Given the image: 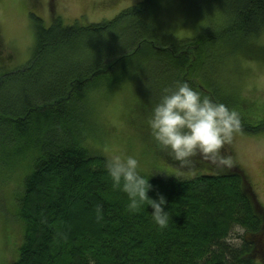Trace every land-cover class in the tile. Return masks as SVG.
<instances>
[{"label":"trees","instance_id":"obj_1","mask_svg":"<svg viewBox=\"0 0 264 264\" xmlns=\"http://www.w3.org/2000/svg\"><path fill=\"white\" fill-rule=\"evenodd\" d=\"M227 1L233 17L221 37L232 36L242 46L238 63H263L264 48L253 41L264 31V0H222ZM164 3L143 0L88 27L65 26L57 18L46 28L33 16L31 59L0 79V144L12 138L27 150L15 199L23 236L10 264H264V204L235 161L231 143L221 149L227 164L197 154L181 165L168 153L177 171L149 176V197L167 200L163 207L170 218L163 229L153 222L150 205L129 208L127 194L113 187L108 158L85 145L92 125L86 102L141 80L162 89L187 82L236 111L240 132L264 133V118L249 122L248 100L212 71L229 61L219 37L162 35L155 16ZM210 72L216 89L202 82ZM6 89L12 96L5 100ZM217 93L221 97L213 98ZM139 114L147 125L151 110ZM237 229L243 234L235 243Z\"/></svg>","mask_w":264,"mask_h":264},{"label":"rangeland","instance_id":"obj_2","mask_svg":"<svg viewBox=\"0 0 264 264\" xmlns=\"http://www.w3.org/2000/svg\"><path fill=\"white\" fill-rule=\"evenodd\" d=\"M140 1L143 0H0V65H4L3 68L0 66V79L5 73L24 67L31 59L36 44L33 16L42 20L46 28L57 18L65 26L79 24L88 27L111 21L121 11ZM229 8L232 9L230 1L165 0L163 7L156 13L155 21L162 35L178 39L203 35L219 37L216 42L226 47V61H229L224 66L221 64L212 68V71L217 69V77L227 79L228 85L225 82L223 84L236 92L239 98L242 96L248 100L245 108L250 115L247 113L246 116L252 123L264 118V62L240 60L238 63L237 59L243 53L242 46L234 45L232 36L221 37L229 32L233 17L229 14ZM253 43L264 48V31ZM234 52L236 54L231 57ZM210 75L211 72L205 75L202 82H210L215 89L218 88ZM176 85L177 81H174L163 84V87L175 90ZM119 91L109 97L98 93L92 102H86L88 110L90 108L87 118L92 125L86 131L85 145L91 152L106 158L117 154L122 157L135 156L141 171L149 175L177 171L179 167H175L168 159L169 151L157 144L144 124L145 117L139 114L143 108L152 110L159 102L164 94L161 84L141 80L132 83L129 89L122 91L120 88ZM146 91L150 93L149 96H144ZM8 95L12 96L7 94L6 89L1 97L6 100ZM220 97V93L213 96L217 99ZM3 138L0 134V141ZM9 139L0 144V264L14 261L23 236V228L15 216V199L25 175L19 164L22 165L25 160L27 150L15 145L12 138ZM231 146L235 161L245 171L259 200L264 204V133L254 135L237 131ZM241 234L243 230L237 229L231 240L236 243L237 235Z\"/></svg>","mask_w":264,"mask_h":264},{"label":"clouds","instance_id":"obj_3","mask_svg":"<svg viewBox=\"0 0 264 264\" xmlns=\"http://www.w3.org/2000/svg\"><path fill=\"white\" fill-rule=\"evenodd\" d=\"M151 136L159 146L167 149L181 165L190 163L191 157L200 154L222 164L228 158L221 155L225 144L232 142L239 131L240 118L236 111L223 103L215 102L194 90L187 82H177L175 90L164 89L147 120ZM105 167L113 187L120 188L129 199V208L140 210L151 206L153 222L161 229L169 223V211H165L167 200L149 197L152 185L149 174L142 172L135 156L112 155ZM152 175V174H151ZM99 219V217H98Z\"/></svg>","mask_w":264,"mask_h":264}]
</instances>
